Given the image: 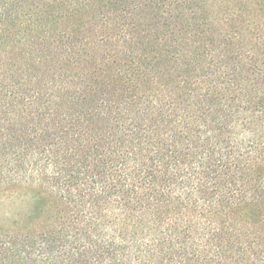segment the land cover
I'll return each instance as SVG.
<instances>
[{"label":"trees","instance_id":"1","mask_svg":"<svg viewBox=\"0 0 264 264\" xmlns=\"http://www.w3.org/2000/svg\"><path fill=\"white\" fill-rule=\"evenodd\" d=\"M0 134V264H264V0H0Z\"/></svg>","mask_w":264,"mask_h":264},{"label":"rangeland","instance_id":"2","mask_svg":"<svg viewBox=\"0 0 264 264\" xmlns=\"http://www.w3.org/2000/svg\"><path fill=\"white\" fill-rule=\"evenodd\" d=\"M82 14V13H81ZM92 18V16H90ZM94 20V18L92 19ZM94 22L99 24L98 29L104 32L105 29L102 27V18H97ZM1 135V134H0ZM1 139V138H0ZM5 140H10L6 138ZM5 180V178H4ZM15 187L8 181H1L0 178V222L1 223H13L18 220V214L25 215L28 212L29 206L27 203H22V200H17L15 194Z\"/></svg>","mask_w":264,"mask_h":264}]
</instances>
